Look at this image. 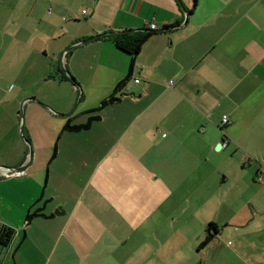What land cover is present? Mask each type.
Wrapping results in <instances>:
<instances>
[{
    "label": "crops",
    "instance_id": "1",
    "mask_svg": "<svg viewBox=\"0 0 264 264\" xmlns=\"http://www.w3.org/2000/svg\"><path fill=\"white\" fill-rule=\"evenodd\" d=\"M193 2L0 0V18L2 10L14 19L18 9L28 15L42 3L49 14L74 21L62 30L68 37L60 59L48 68L65 65L81 87L46 76L53 86L65 83L60 90L67 93L43 102L26 98L27 127L0 137L2 152L14 149V157L0 156V166L26 170L0 179V228L14 229L0 244V264H151L161 248L155 236L170 223L163 203L172 185L207 184L204 163L220 133L236 150L253 132L264 113V0H197L195 8ZM152 19L165 32L143 44L133 67L132 56L109 39L76 45L107 30L148 28ZM126 79L131 94L105 108L89 130H64L70 117L97 106ZM39 198L46 216L27 223ZM141 229L152 248L137 263L131 245Z\"/></svg>",
    "mask_w": 264,
    "mask_h": 264
},
{
    "label": "rangeland",
    "instance_id": "2",
    "mask_svg": "<svg viewBox=\"0 0 264 264\" xmlns=\"http://www.w3.org/2000/svg\"><path fill=\"white\" fill-rule=\"evenodd\" d=\"M45 8L40 3L28 15L18 9L14 19L6 15V10L1 11L0 137L10 134L12 129L21 133L23 126L27 127L26 98L43 102L41 98L49 100L59 92L67 93L60 90L65 83L53 86L54 82L44 78L50 74L48 65L60 59L59 47L68 37L62 30L66 31L65 27L74 21H64L49 14V7ZM77 23L85 21L80 19ZM77 104L76 110L80 107ZM49 107L64 114L52 105ZM260 116L253 132L241 137L243 145L236 146V150L226 147V135L220 133L209 161L204 163L211 171L208 185H172L174 191L163 203V220L170 213V223L161 235L155 236L161 248L157 257H151V264H264V113ZM223 139L225 148H219ZM26 140L24 135L23 143ZM2 145L0 140L1 160L14 157V149L7 147L2 152ZM22 166H0L11 169L0 170V179L17 175L16 168L26 174ZM210 222H216L221 233L201 248ZM143 238L141 229L131 245L138 249L137 263H142L141 254L152 248Z\"/></svg>",
    "mask_w": 264,
    "mask_h": 264
},
{
    "label": "trees",
    "instance_id": "3",
    "mask_svg": "<svg viewBox=\"0 0 264 264\" xmlns=\"http://www.w3.org/2000/svg\"><path fill=\"white\" fill-rule=\"evenodd\" d=\"M178 3L181 4V0H178ZM194 8L196 7L197 0L193 2ZM192 12V10L190 11ZM165 32L160 29H151V28H138L130 31H103L98 35L94 36L93 39H109L111 40L121 51L130 54L132 56V64L133 67L135 56L141 51L143 44L153 35H156L160 32ZM46 79L58 80L60 82H70L74 85V87L81 89L80 83L78 80L72 75H67L61 65L57 63L55 66V71L51 72ZM129 84L128 79L124 82H121L117 85L114 92L108 97L104 98L97 106L87 109L77 116L70 117L65 126L64 130L67 132H83L89 130L92 125L99 121L102 117L103 111L105 108L114 105L128 94L130 93V89H127ZM131 87V86H130ZM82 117L81 120L76 121L77 118ZM81 121V122H80ZM24 135L29 141L30 138L24 128ZM57 153V146L55 147L54 155ZM42 200L39 198L28 210L26 215V221L29 223L33 220L34 217L37 216H46L43 210V206H37V204ZM206 237L204 242L201 244V248L208 245L212 240H214L220 233L221 229L216 222H210L207 224L205 228ZM14 233V229L8 226H3L0 228V244H7V241L11 238Z\"/></svg>",
    "mask_w": 264,
    "mask_h": 264
},
{
    "label": "built area",
    "instance_id": "4",
    "mask_svg": "<svg viewBox=\"0 0 264 264\" xmlns=\"http://www.w3.org/2000/svg\"><path fill=\"white\" fill-rule=\"evenodd\" d=\"M83 14L84 15L88 14L87 9H83ZM146 25H147L148 28H151V29H157L158 28V26L156 25L154 19L147 20L146 21ZM135 82H139V78H136ZM172 84H173V81L170 80L169 85H172ZM127 89H130V85L129 84L127 86ZM228 121H229V118H228V116L225 115L224 118H223V123H226ZM223 144L226 145V143H223ZM22 173H23V171H16L15 172V174H17V175L22 174Z\"/></svg>",
    "mask_w": 264,
    "mask_h": 264
},
{
    "label": "water",
    "instance_id": "5",
    "mask_svg": "<svg viewBox=\"0 0 264 264\" xmlns=\"http://www.w3.org/2000/svg\"><path fill=\"white\" fill-rule=\"evenodd\" d=\"M185 13H186V17H188V10L185 9ZM167 29H168V28H167ZM124 31H130V30H124ZM93 37H94V36L89 37V38H86V39H83L82 41L77 42L76 45L86 43L87 41L92 40ZM62 69H63V71H64L67 75H70V72H69V70L67 69V67H66L65 65L62 66ZM51 110L54 111L53 109H51ZM223 143H224V139L221 140V141L219 142V148H222V147H223ZM3 168H4V169H0V170H7V169H8V170H11V169L6 168V167H3ZM14 170L17 171L18 168L14 169Z\"/></svg>",
    "mask_w": 264,
    "mask_h": 264
}]
</instances>
